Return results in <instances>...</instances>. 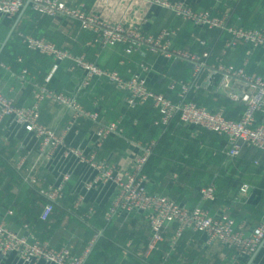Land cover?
Returning a JSON list of instances; mask_svg holds the SVG:
<instances>
[{"label": "crops", "instance_id": "crops-1", "mask_svg": "<svg viewBox=\"0 0 264 264\" xmlns=\"http://www.w3.org/2000/svg\"><path fill=\"white\" fill-rule=\"evenodd\" d=\"M65 1L67 3H82L87 9L94 11L100 18L106 20L122 21L126 24H142L144 29L153 33L157 32L161 27L175 28L177 34L173 38V44L181 48L201 50L198 46L200 44L197 37L205 39L207 46L211 47L209 58H203L204 67L199 75L200 80L192 76L191 65L186 61L169 59L162 54L150 52L144 56V60L149 64V69L145 72V76L151 88L165 93L173 100L176 99V93L174 90L167 88L169 78L183 79L180 75L184 68L188 70L187 82L190 83L189 91L194 94L199 91L205 93L218 91L216 76H213L212 80L207 82V75L210 73L209 66L215 61V56L221 50L226 35L223 30L200 29L192 25L191 22L179 18L172 11L161 8L156 4L148 3L146 0ZM170 1L174 2L176 0ZM184 1L194 9H208L214 14L228 12L233 19L235 18L246 25L259 26L264 21V0ZM28 7V4L26 6L23 5L12 18L0 15V44L15 23L11 34L14 32L21 47L25 52H29V61L31 62L28 64L30 69L23 67L27 68V72L22 76V67H18L11 61L0 59V86L2 90L15 104L30 105L34 84L36 82H44L49 77L47 82L49 87L75 93L78 101L86 109L96 110L98 122L80 117L69 129H65L70 119L69 110L49 100H43L40 103L41 121L54 128L57 132L63 133L65 144L83 148L87 153L95 151L98 158H108L117 169H132L133 153L141 152V140H128L121 135L118 139L107 137L108 139L106 138L103 141L100 149L95 146V130L99 123L120 119V126L123 129L125 121H129L127 112L131 108L124 104L122 91L116 89L113 84L102 78H94L87 88L77 91L81 76L79 71L68 70V61L61 62L59 68L53 70L51 57L28 50L17 35V32L20 30L37 37H45L55 42L58 46L65 47L76 54L85 53L86 57H92V60L101 66L118 70L123 76H128L131 71L137 68V64L142 59L141 55L135 52L125 54L122 45L100 47L92 43L93 34L81 29L77 20L40 14L31 15L27 12ZM32 11L38 13L33 9ZM20 26L21 28L24 27V29L21 30ZM42 57L45 58V61L43 65H40ZM17 58V60H20L21 56ZM244 58L247 59L246 68L248 70L264 74V49L262 48L249 49L244 44H238L224 56V60L236 65L242 64ZM32 64L40 66L42 70L38 69L36 73H33L35 66H32ZM196 82L206 83L198 84V87H195L194 84ZM141 106L151 107L150 114L140 115L141 121L134 120L135 122L143 123L148 116H155L156 110L151 104L146 102L144 105L141 104ZM221 108L219 107V109ZM141 110L143 112L144 108H141ZM257 115V120L264 122V115L260 120ZM154 119L153 125H155ZM176 122L177 128L180 129L179 132L175 133L176 135H181V132L186 133L188 131H190L192 136L199 133L198 129L200 127L184 124L179 118ZM48 156L46 153H39L38 140L32 132L26 131L22 126L17 125L11 118L5 119L0 124V174H5L3 181L0 182V221L5 222L7 226L19 232H31L55 247L65 243L70 244L73 247V251L81 254L85 261L99 236H103L107 232L105 225H101V223L99 225L95 224L94 214L88 216L85 211L92 207L94 213H96L102 208L104 210L103 220H110L113 226L108 230V235L111 234L114 237L115 234H118L117 237L121 240L120 235L123 233V227L127 232L131 233V237L125 239L124 246L118 248L121 252L113 259L114 261L111 264H146L141 257L144 243L150 238V230L145 215L141 212H130L128 214L122 212L110 219H106L104 217L105 213L116 193L115 185L108 181L98 183L87 189L84 187V183L95 174L91 166L79 162L74 156L65 157L62 146L57 147L51 157ZM239 156H246L253 159V161L258 159V165L256 166L253 164L246 166L238 164L243 166L241 169L246 171L247 175H256L255 182H249L252 186L249 185V190L240 201L230 198L232 191L225 193L219 199L220 203L216 205L201 199L194 200L192 196L196 195V191L192 189L189 182L178 184V187L183 188L181 190L184 191L180 195V200L188 206L203 202V204L210 207L212 213H217L221 208H227V211L236 220H246L247 227L257 224L264 215V189L258 188V183L262 180L264 174V153L246 149ZM20 157H24V162L21 169H18L16 162ZM32 163L36 164L38 174L46 176L48 180H58L64 171L71 173V177L65 185L64 195L56 201L53 212L44 222L46 226L43 229L42 227H37L33 220L38 218L37 215L40 212L44 198L37 192L36 187L27 180L24 173ZM179 167L186 170L189 169V177L191 171L195 170L189 165ZM8 169L12 171L17 169L20 173H18L19 177L16 178L15 174L6 173ZM175 177L176 173H173L164 181L157 179L152 181V183L150 181L148 183L151 190L176 197L178 192L172 188V184L176 182ZM207 178L208 176L205 175L200 180V184L206 182ZM236 194L237 192L233 194V197ZM79 196L82 197V200L77 205ZM25 225L27 226L25 227ZM174 227L175 224H170L166 229L165 235L167 238L171 236ZM181 239L182 243L177 250L180 261L188 264L239 263L238 260L234 261L231 258L232 252L228 248L216 242L206 245V236L201 232L185 230ZM164 241H160L159 245L164 243ZM165 253H167V250ZM143 255L147 256L146 253ZM249 258H251V264H264V237L248 257V260ZM153 263L160 264L157 259H154ZM0 264L53 263L40 258L26 262L15 253H8L0 254Z\"/></svg>", "mask_w": 264, "mask_h": 264}, {"label": "built area", "instance_id": "built-area-1", "mask_svg": "<svg viewBox=\"0 0 264 264\" xmlns=\"http://www.w3.org/2000/svg\"><path fill=\"white\" fill-rule=\"evenodd\" d=\"M31 8L40 15L52 17H67L79 22L80 28L93 34L92 43L100 47L122 45L125 54L137 52L142 59L137 68L128 76H123L116 69L101 66L93 60L87 59L85 53H73L69 49L58 46L55 42L37 37L30 33L18 31L17 35L24 46L40 54L49 56L53 60V70L64 61H68L67 69L80 72V81L77 91L87 88L94 78H102L122 91L125 105L132 108L137 105L150 103L157 111L154 119L155 125H165L175 114L179 120L188 125L203 127L226 137L223 152L227 158L239 156L247 148L264 153V122L258 121V112H264V74L250 71L246 68L247 59L236 65L226 62L224 56L238 44H244L249 49H264V21L259 26H245L240 21L230 19L228 12L222 14L211 13L208 9H194L184 0H146L161 8L172 11L179 18L191 22L200 29H220L225 32L220 52L215 61L209 66L207 82L216 76L217 90L224 93L229 99L244 104L242 113L238 118L227 117L223 109L210 110L205 105L198 104L193 99H187L190 83L181 78L170 77L167 88L174 90L176 99L173 100L161 91L151 88L147 82L145 72L149 64L144 60L146 53L162 54L166 58L186 61L191 65V74L199 79L204 67L203 58L210 55L205 39L197 37L201 50H190L175 46L173 38L177 34L175 28L161 27L157 32H150L142 24H126L122 21H110L100 18L94 11L87 9L82 3H67L65 0H28ZM26 0H0V15L8 18L14 17L23 7ZM20 59V58H19ZM3 66L4 64L1 63ZM27 72L22 69L21 75ZM49 77L44 82H36L32 89V102L30 105H17L7 96L0 86V124L11 118L17 125L26 131L32 132L38 140L39 153H46L51 157L55 149L63 147V155L74 156L79 162L91 166L95 174L84 183L89 189L98 183L112 182L116 193L105 213V218L124 212H141L145 215L150 238L145 253L148 254L156 248L166 236V229L175 224L169 243L174 247L185 230L201 232L206 236L205 244L218 243L231 250L234 261L247 259L264 237V215L257 224L247 227L246 220H236L227 208H221L212 213L201 204L192 207L181 204L169 196L149 190L148 178L140 172L146 160L153 140L142 144L141 152L133 153L132 169H117L106 157L98 158L96 152H85L78 146L64 143L63 133L44 124L40 119V103L49 100L52 103L66 108L70 112V119L65 126H70L80 117L98 122L96 110L86 109L77 99L75 93L66 92L47 85ZM206 82H196L198 84ZM120 119L99 123L95 130V146L100 149L103 141L112 135H121ZM24 157L16 162L21 169ZM27 180L36 187L44 201L41 203L39 218L47 220L53 212L54 204L63 195L65 185L71 177L69 171H64L58 180H48L44 175L38 174L35 163L30 164L24 172ZM248 183H242L237 191L235 200L241 198L249 190ZM201 200H214L216 188L213 183L203 186L200 190ZM82 197L79 196L77 205ZM94 209H87V215H93ZM27 225H25L26 227ZM15 253L23 261L43 259L53 264H83L81 254L73 251L70 244L52 246L46 240L40 239L31 232H19L0 221V254ZM175 264H188L178 261Z\"/></svg>", "mask_w": 264, "mask_h": 264}, {"label": "trees", "instance_id": "trees-1", "mask_svg": "<svg viewBox=\"0 0 264 264\" xmlns=\"http://www.w3.org/2000/svg\"><path fill=\"white\" fill-rule=\"evenodd\" d=\"M28 5L29 7L27 8V12L29 14H39L33 12L30 4ZM230 19H233V17L230 16ZM243 24L245 26H254L246 25L245 23ZM19 28H21V26ZM22 29H24V27L21 28V30ZM198 46L199 49L202 48L200 45ZM207 47L210 50L211 46L209 47L208 45ZM18 56H21L20 60H17ZM29 58V52L24 51L13 32L0 53V59L11 61L18 65V67H28L30 69V66L28 65L31 63L29 61ZM44 59L45 58L42 57V62H40V65L44 64ZM87 59L92 60L93 58L87 57ZM225 61L230 62L228 60ZM32 66L35 65L32 64ZM57 68H59V65L57 66ZM38 69L42 70L40 66H35L33 68V73H36ZM180 76L183 77L184 81L188 80L187 68L183 69ZM187 99H193L198 104L205 105L210 110H216L219 109V107H222L224 114L227 117L231 118H238L244 108L243 103L233 101L229 99L224 93H221L219 91L208 93L199 91L197 94L189 91L187 94ZM141 108H144L143 112ZM150 108H146L141 105L132 107L131 110L127 112V115L129 116V118L127 119H129V121H125V127L122 129L121 133L122 137H124L125 139L133 141L141 140L142 144H147L153 140L150 152L140 169V172L148 178V182L150 181V183H152V181L157 179H159L160 181H164L174 172L178 171L180 173L181 171H179V166L189 165L192 168H195V170L191 171L190 177L187 176L186 173L181 175L180 177L176 175V182L172 184V188L174 191L178 192V195L176 197L169 196L170 198L181 204H185L180 200V195L184 193V191L181 190L183 188L178 187V184L186 182H189V184L192 186V189L196 191V195L194 197L192 196V199L194 200L201 199L200 190L203 185L205 186L209 183H213L215 185L216 198L214 200H206L205 202H210L213 205L219 204V199H221V197L225 195V193H228L230 191H232V195L230 198H235L233 197V194L237 192L239 186H236L240 181H238V179L232 175L221 172V167L228 160L227 156L223 152L224 147L227 143L225 137L203 127H200V129H198L199 133L193 136L190 134V131L186 133L181 132V135H176L175 133L180 131V129L177 128L176 122L178 120V114H175L172 120L167 125H153V119L154 117H157V111L155 116H148L146 121L143 123L134 121H141L140 115L144 116V114H150ZM263 115L264 112L258 113V119L260 120ZM121 135H112L108 138L118 139L119 137H121ZM168 139V145L165 146L163 142ZM247 150L250 149L247 148ZM252 161L253 159L247 158L246 156H236L232 158L231 163L246 166L252 165ZM215 172L217 173L214 174ZM6 173L15 174L16 178L19 177L20 174L17 169L14 171L8 169L6 170ZM205 175L208 176L206 182L200 184V180ZM4 177L5 174H0V182L3 181ZM147 186L149 190H151L149 183H147ZM258 188L264 189V174L262 180L258 183ZM196 204H201L202 206L210 210V207L203 204V202ZM242 207H244V205H242ZM103 211L104 210L101 208L96 213H94L96 221L95 224L99 225V223H101V225H105V227L107 228V234L104 233L103 236H99L96 243L94 244V247L89 252L83 264H111V262L114 261L113 259L121 252L120 250H118V248H122L124 246L125 239L131 237V233L127 232L124 227L122 228L123 233L121 232L122 234L120 235V237L122 238L121 240L117 237L118 234H115L114 237L111 236V234L108 235V230L113 226L110 220H103ZM85 212L87 213V210ZM37 216L38 218H34L33 223L37 227H42L43 229L46 226L44 225L45 221L39 218V212ZM164 240V243L159 245V242L156 248L152 249L146 257L143 254H145L149 239L145 241L144 249L142 251L143 254H141V257L146 264H154V259H157L160 264H175L176 262L180 261L178 259L179 253L177 252V250L178 246L182 243L181 237L178 239L174 247H172V245L169 243L168 238ZM166 250L167 253H165ZM247 261L248 258L242 259L238 264H245Z\"/></svg>", "mask_w": 264, "mask_h": 264}, {"label": "rangeland", "instance_id": "rangeland-1", "mask_svg": "<svg viewBox=\"0 0 264 264\" xmlns=\"http://www.w3.org/2000/svg\"><path fill=\"white\" fill-rule=\"evenodd\" d=\"M168 142H169V139L166 140V141H164L163 143H164L165 146H167L168 145ZM231 160H232V158H228V161H226L223 164V166L221 167V172L226 173V174H229V175H232L235 178H237L238 181H240V182L237 184L236 187L240 186L242 184V182L243 183L244 182L245 183H248L250 186H252V184L249 183V182L250 181L255 182L256 175H253V176L247 175V172L244 171L243 169H241V167L243 168V166H240L238 164H232L231 163ZM252 164L255 165V166L258 165V159H256L255 161H252ZM179 169H180L179 171H181L182 173L181 172L179 173L178 171L174 172V173H176V175L178 177H180L181 175H183L185 173L187 174V176H189L188 175L189 172H190L189 169L188 170H186L185 168H179ZM190 176H191V174H190Z\"/></svg>", "mask_w": 264, "mask_h": 264}, {"label": "water", "instance_id": "water-1", "mask_svg": "<svg viewBox=\"0 0 264 264\" xmlns=\"http://www.w3.org/2000/svg\"><path fill=\"white\" fill-rule=\"evenodd\" d=\"M28 3H29V1L26 0V2H25L24 5L26 6ZM14 27H15V23L11 26V28L9 29V31H8V33H7V35H6V37H5L4 40L1 42V44H0V52H1V50L3 49V47H4V45H5V43H6L7 39H8V37L10 36V34H11V32L13 31ZM245 264H251V258H249V260H248Z\"/></svg>", "mask_w": 264, "mask_h": 264}]
</instances>
